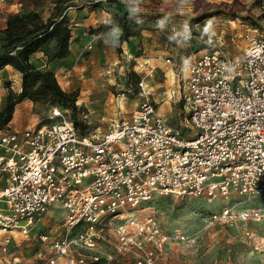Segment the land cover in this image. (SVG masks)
Segmentation results:
<instances>
[{
	"label": "built area",
	"instance_id": "1",
	"mask_svg": "<svg viewBox=\"0 0 264 264\" xmlns=\"http://www.w3.org/2000/svg\"><path fill=\"white\" fill-rule=\"evenodd\" d=\"M246 39L242 56L211 48L181 60L173 72L177 85L165 93L188 114L183 130L156 112L144 81L141 109L131 120L111 118L101 135L81 134L59 108L50 116L59 122L22 132L0 129V264H21L16 251L55 203L65 211L64 232L35 235L42 242L52 238L50 254H40L46 263L99 261L75 255L73 247H95L115 225L118 264H158L171 234L151 211L140 210L155 195L215 200L264 194V37L250 29ZM250 212L253 220L264 218L261 207ZM235 217L227 206L212 214L223 224Z\"/></svg>",
	"mask_w": 264,
	"mask_h": 264
},
{
	"label": "rangeland",
	"instance_id": "2",
	"mask_svg": "<svg viewBox=\"0 0 264 264\" xmlns=\"http://www.w3.org/2000/svg\"><path fill=\"white\" fill-rule=\"evenodd\" d=\"M109 2H115L114 18ZM99 3H103L102 11L106 8L104 17H110L107 24H101L102 38L93 37L97 30L79 21L83 17L80 11L85 7L94 10ZM13 4L16 6L9 10ZM28 11H37L43 20L71 12V44H78L86 36H91L92 42L66 63L50 59L55 52L54 45L50 46L47 60L59 63L54 74L60 86L75 96V103L66 100L52 105L24 99L14 106L12 119L4 126L18 132L61 121L50 118L53 108L58 107L81 134L101 135L111 118L131 120L141 109V81L151 90L149 100L156 112L170 126L183 130L188 114L183 104L170 100L165 93L177 85L173 72H177L181 60H194L211 48L227 56H242L250 29H258L264 37L263 0H72L58 4L57 0H5L0 3V21L7 20L11 13ZM125 34L129 35L127 40L118 46V39ZM167 57L172 63L164 65L161 58ZM148 60L154 67L152 75L151 66L145 65ZM109 69H113L111 74L107 73ZM19 88L17 76L4 68L0 72V113L17 97ZM224 206L233 208L236 220L231 224L213 222L212 214ZM255 206L264 211V194H234L215 200L155 195L140 210L151 211L171 234L167 255L158 264H264V220L252 219L250 211ZM49 209L50 217L38 224L16 251L21 264H48L40 254H50L52 238L42 242L35 235L63 233L65 214L59 203ZM114 228H106L105 239L93 248L73 247L75 255L81 253L90 259L99 256L100 260L91 264H118L123 257L116 253Z\"/></svg>",
	"mask_w": 264,
	"mask_h": 264
},
{
	"label": "trees",
	"instance_id": "3",
	"mask_svg": "<svg viewBox=\"0 0 264 264\" xmlns=\"http://www.w3.org/2000/svg\"><path fill=\"white\" fill-rule=\"evenodd\" d=\"M68 1L72 0H57V4ZM0 35V72L10 65L22 75L21 91L0 113V129L11 121L14 106L24 99L52 105L66 100L72 105L75 103V96L60 86L53 71L40 69L30 62L35 52L41 51L47 56L51 45L55 48L51 60L70 55L72 26L66 15L59 13L43 20L37 11L11 13ZM128 36L122 35L117 45L120 46Z\"/></svg>",
	"mask_w": 264,
	"mask_h": 264
},
{
	"label": "crops",
	"instance_id": "4",
	"mask_svg": "<svg viewBox=\"0 0 264 264\" xmlns=\"http://www.w3.org/2000/svg\"><path fill=\"white\" fill-rule=\"evenodd\" d=\"M21 5V4H20ZM115 5V2H109V7L110 9L112 10V13L110 14L111 17H113V15H115L116 13L113 11L115 10L114 9V6ZM13 6H16L15 4H13L12 6H9V10H13ZM102 6H103V3H99L98 5H96V8H94V10H89L87 9V7H85L82 12L80 11V13L82 14V19H79L80 21V24L82 26H86V28L88 27H92L94 29H96V33L93 35V37H104L105 35L102 34V25H101V21L102 19L104 18V13L102 11ZM96 9V10H95ZM18 11V10H16ZM67 16V18H69V20H72L71 19V12H68L67 14H65ZM114 18V17H113ZM78 26V24H76ZM0 26L1 28H5L6 26V18L3 19V22L0 21ZM73 33V32H72ZM91 37V36H89ZM89 37H83L81 39V41L76 44V45H72L70 46V55L65 57V58H62L63 61L62 63H66L68 61H70L71 59H73V55L76 51H80L84 48V46L87 44V43H90L92 42V39L89 38ZM61 59V60H62ZM60 60V59H59ZM30 62L32 64H34L35 66H37L38 68L40 69H43V70H50V71H53L55 72V68L56 66L59 65V63H53L52 61H49L47 60V56L41 52V51H38V52H35L31 55L30 57ZM7 68V69H6ZM5 70L12 73L13 75L17 76V79H18V82H19V87H21V81H22V75L20 72L16 71L12 66L10 65H7L5 67Z\"/></svg>",
	"mask_w": 264,
	"mask_h": 264
},
{
	"label": "bare ground",
	"instance_id": "5",
	"mask_svg": "<svg viewBox=\"0 0 264 264\" xmlns=\"http://www.w3.org/2000/svg\"><path fill=\"white\" fill-rule=\"evenodd\" d=\"M167 101H169V100L167 99ZM124 215H134V213L133 212H130V211H126L124 213ZM262 220H264V218H262L260 221H262Z\"/></svg>",
	"mask_w": 264,
	"mask_h": 264
}]
</instances>
